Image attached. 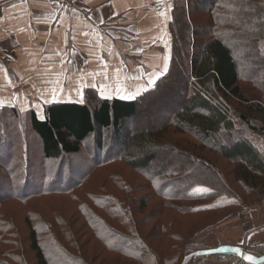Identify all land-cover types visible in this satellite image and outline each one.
I'll use <instances>...</instances> for the list:
<instances>
[{"label":"trees","instance_id":"obj_1","mask_svg":"<svg viewBox=\"0 0 264 264\" xmlns=\"http://www.w3.org/2000/svg\"><path fill=\"white\" fill-rule=\"evenodd\" d=\"M172 2L168 70L140 96L89 89L84 103L44 106L42 119L0 107L4 184L28 170L0 196V264H181L206 250L199 233L264 194L254 141L264 140V0ZM17 150L23 161L11 169ZM118 163L144 183L133 185ZM6 204L27 213L21 224ZM247 251L264 257V248Z\"/></svg>","mask_w":264,"mask_h":264},{"label":"crops","instance_id":"obj_2","mask_svg":"<svg viewBox=\"0 0 264 264\" xmlns=\"http://www.w3.org/2000/svg\"><path fill=\"white\" fill-rule=\"evenodd\" d=\"M172 7V0H0L2 107L42 119L44 106L80 103L78 93L89 89L107 99L140 96L165 74L166 57L169 66ZM216 232L221 243L207 250L264 246V206ZM239 250L245 263H264ZM206 264L234 263L212 257Z\"/></svg>","mask_w":264,"mask_h":264},{"label":"rangeland","instance_id":"obj_3","mask_svg":"<svg viewBox=\"0 0 264 264\" xmlns=\"http://www.w3.org/2000/svg\"><path fill=\"white\" fill-rule=\"evenodd\" d=\"M261 47L264 48V41L261 43ZM168 69V68H167ZM167 71H165L166 73ZM182 88L180 87L178 89V91H180ZM158 93V92H157ZM156 95V94H155ZM168 105H172V101L168 100V101H164L163 105H162V108L164 111H168L167 110V106ZM147 105H143V108H145ZM147 109V108H145ZM164 112L162 114H158V111L156 113H154V119L153 120H158L160 119L161 117H164ZM167 116V115H166ZM141 123V122H139ZM138 120L136 122V124L134 125L135 128L136 126H138ZM133 130V129H132ZM110 134L108 131L104 133L103 135V138L105 140H108L110 139ZM255 141V144L258 148H260V151L261 153L264 155V140H254ZM31 149V152H32V155H30V159L33 161H38L37 163H40L42 162L40 159V156L38 155V149L36 148V146H31L30 147ZM33 157V159H32ZM21 159V161H23V157L21 156V153L19 152V150H17V154H16V157L13 159V162L12 164H10L11 166V169L13 168V166L15 164H18L19 163V160ZM30 160V161H31ZM37 163L35 165H33L34 163H31V166L32 168V171L36 172L38 169H36V166H37ZM2 164V163H0ZM5 166V165H4ZM112 167H116V168H119L121 173L125 175V177H127L126 175L130 176V180H131V183L133 185H142L144 183V180L142 179V177L140 175H138L137 173H135L134 171L126 168L125 166H123L121 163H118V164H115L114 166ZM5 169V167H3ZM0 167V196L1 194H5V195H10V194H13L17 191V189H19V186L21 185V183L23 182V180L25 179L24 175H27V172L28 170H26L24 167H21V169L17 172V177L19 178V181L13 185H11L12 182H9L8 184H4V180H8V177L6 176V172L5 170ZM22 173V175H20ZM123 175V176H124ZM95 176V175H94ZM104 176L106 177V174L104 173ZM196 177L197 179V176H194ZM98 182V181H97ZM107 183V186H110V182H106ZM89 181H87L86 183H84L83 185V189L84 188H90L92 190V187H90L89 185ZM55 201L54 202H60L61 203H66V204H63V206L66 207V209L68 210V212L70 213L71 210L72 211H75V205L72 203V201H69V200H64V199H61V198H54ZM260 202L262 206H264V194L261 196L260 199L257 200V202L252 206V208L244 213H234L233 215H230L228 217H226L225 219H223L222 221L218 222L217 224L215 225H212L210 227H208L207 229H205L204 231H202L201 233H199L196 237V240L198 243H201V245L207 250V249H213L211 247L213 246H217L219 243H221V239L218 235V233L216 232V229L220 226V225H223L225 222H229V221H233L237 218V216H243L244 214H248L249 212L252 211L253 207H255L257 205V203ZM8 205L11 206L10 210H9V213L11 214L12 217H14L16 219V221L18 220L19 221V224L22 223V219L25 218V215H27V213L25 211H23L22 208H20L18 205H15V204H6L4 205V211L7 212L8 210ZM16 206L18 207L19 209V212H16L15 209H16ZM150 208V206H149ZM12 210V212H11ZM49 210V209H48ZM50 211V210H49ZM146 213H147V210H146ZM24 231H25V228L23 227ZM251 235V232H248L247 235L245 236V241L246 239ZM245 243V242H244ZM240 244L238 247L236 246V248H239L241 250H243L244 252H247L249 253L247 250H255V249H259V248H264L263 245H257V246H253V247H249L246 243L244 244ZM230 244H233L232 242H230ZM241 246V247H240ZM257 253L259 251H256ZM250 254V253H249ZM252 255V254H251ZM255 256V255H254ZM256 256H259V255H256ZM212 258V257H211ZM211 258H208L206 260H202L204 262H202L201 260L198 259V257H191L190 260L188 261L187 264H206L209 259ZM234 258H237V256H234V257H231L229 258L234 264H247L245 263L244 261H240V262H236L234 260ZM240 258V257H239ZM240 260H242L240 258ZM182 264V263H181ZM264 264V263H263Z\"/></svg>","mask_w":264,"mask_h":264},{"label":"water","instance_id":"obj_4","mask_svg":"<svg viewBox=\"0 0 264 264\" xmlns=\"http://www.w3.org/2000/svg\"><path fill=\"white\" fill-rule=\"evenodd\" d=\"M236 249H233V250H225V249H214V250H204V251H199V252H196L188 257H186L182 264H187L188 261L190 260L191 257L195 256V257H202L204 259H208V258H211V257H217V258H223V257H227V258H231V257H234L236 255H240L241 256V251L239 250L238 252L237 251H234ZM244 255H248V254H244ZM249 256V255H248ZM259 261L258 262H261V261H264V257L262 259H258ZM249 263H253V262H249Z\"/></svg>","mask_w":264,"mask_h":264},{"label":"snow or ice","instance_id":"obj_5","mask_svg":"<svg viewBox=\"0 0 264 264\" xmlns=\"http://www.w3.org/2000/svg\"><path fill=\"white\" fill-rule=\"evenodd\" d=\"M13 6H15V5H13ZM159 15H160V16H165L166 14H165L164 12H160ZM167 59H168V58L166 57V58H165V65H164V69H165V71H167ZM149 83L155 85V80H154V79H150V80H149ZM78 97H79V102H80V103H84V102H85L84 97H83L82 94L78 93ZM102 98L107 99L108 97L103 96V94H102ZM125 98H129V97H123V96L121 97V99H125ZM2 106H3V102L0 101V107H2ZM41 118H43V117L41 116ZM198 191H201V190L198 189ZM203 191H207V190L205 189V190H203ZM234 251H237V252H238L239 250L236 249V250H234ZM244 259H247V260L251 261V260H252V257H251V256H245Z\"/></svg>","mask_w":264,"mask_h":264},{"label":"built area","instance_id":"obj_6","mask_svg":"<svg viewBox=\"0 0 264 264\" xmlns=\"http://www.w3.org/2000/svg\"><path fill=\"white\" fill-rule=\"evenodd\" d=\"M198 259L201 260V261H202V260H206V259H204V258H202V257H198ZM202 262H204V261H202Z\"/></svg>","mask_w":264,"mask_h":264}]
</instances>
